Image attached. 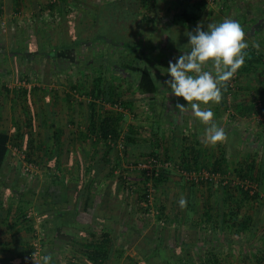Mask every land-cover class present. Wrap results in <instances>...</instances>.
Segmentation results:
<instances>
[{"label": "trees", "instance_id": "1", "mask_svg": "<svg viewBox=\"0 0 264 264\" xmlns=\"http://www.w3.org/2000/svg\"><path fill=\"white\" fill-rule=\"evenodd\" d=\"M23 1L11 0L16 12ZM224 1L226 3L224 12L236 10V0ZM157 3L158 0L50 1L46 5V10H42V14L48 12L49 20L40 18L43 16L40 15L30 23L31 30L35 28L34 34L38 36L36 48L30 49L29 46L23 56H21V52L17 53L19 54L17 58L20 61L25 59L23 61L24 68L19 71L22 76L33 74L40 76V68L44 59H55L60 53L64 54L70 50L79 56L76 60L78 69L83 68L84 72L87 71L85 72L87 75H89V70L94 72L91 86L87 91L88 96L93 99L87 104L85 129L77 127L74 132L76 138H71V141H77L79 145L89 142L91 148L89 152L84 151V159H78L79 157L76 159L80 177L78 182L74 181L69 185V172L63 171L62 157L68 158L70 154L64 145L66 132L56 124L54 119L47 121L50 118L46 115V111V114H43V124L47 126V123L50 122L48 124L50 129L45 131L46 143L38 141L35 137L32 129V116L26 118V131L17 128L16 133L11 135L6 130H0V220L12 223L11 225L17 226L18 230H24L31 234L30 238L39 241L44 254L52 256L51 264H59L58 253L55 251L57 242L55 240L60 239L58 229L74 230V235L70 234L65 244H71L79 249L84 264H109L124 256L126 251L132 248L135 249L136 254L134 256L126 255V264H223L218 256L219 251L212 248L213 240L206 234H203L201 238L197 237V234H192L188 240L175 241L173 240L175 231L170 228L171 220L169 218L163 224L153 225L148 217H144L149 210V192L152 187L158 188L167 182L169 173L166 170L161 169L159 174L153 177H149L145 171H141L137 182L141 193L134 203L129 201L126 194L128 193L126 192L128 189L126 176L117 175L120 164L118 159L112 161L111 155L116 151L118 143L121 142L124 154L131 155L136 160L152 156L160 157L158 150L160 138L155 137L156 133L152 132L154 139L151 143H141L138 137L139 133L132 125L122 134L119 122L125 117L123 113L102 111V106L96 102L104 100L111 105L117 104L125 93L120 81L128 83L130 78L132 82L129 84L135 85L142 100H144V95L146 99L148 97V99L154 100L159 84L146 64L147 59H145L146 52L151 49L153 44L147 42L149 45L133 48L136 44L134 39L146 35L152 28H148V31H144V29L141 32L137 31V36L132 31L140 17V10L146 11L144 21L147 27L154 23V17L151 14L158 11ZM88 11H91L92 14L88 15ZM213 13H215L214 10L210 13V17ZM2 14L3 8L0 0V17ZM58 17L60 21L55 25ZM178 18L184 20L185 23H197L201 16L189 13L185 8H182L175 13V19ZM247 23L248 21L245 20L240 24ZM154 31H152V35H154ZM103 43L116 46L114 49L117 52L107 49L103 53L104 49L101 46ZM121 48L123 50L119 51ZM245 51L247 53L245 63L237 72L238 75L250 74L258 63L264 62V50L248 46ZM140 59L145 61L144 65ZM31 60H34V66L26 64ZM19 63L21 64V62ZM57 70L58 66L54 64L52 72L56 73ZM108 72H111L112 75H107ZM114 72L116 77H114ZM132 74H136V77L132 78ZM116 79L120 81L117 82ZM3 88L9 91L7 87ZM35 88L44 92L42 87L33 86L21 88L14 93H21L25 99H28ZM72 89L76 91L75 86H72ZM231 90L232 87L228 82L222 89L220 105L226 104V98L231 95ZM65 96L67 101L72 98L70 94H65ZM261 97L260 103H251L247 108L250 114L255 112L264 116V92H261ZM132 102V100H122L120 104L129 108ZM258 136L260 137V135ZM101 143H103V149L97 150V146ZM12 147L16 148L20 155H23L22 163L25 161L35 167H38L42 161L46 164L50 180L44 183L38 191L28 186L24 178L22 179L20 164L11 166L10 171L6 172ZM182 150L188 151L180 159V167L186 171L200 170L199 167L208 170V167L211 166V172L222 174L227 172L226 163L229 157L225 150L220 151L217 156L211 155L209 159L204 149L196 150L187 146ZM85 172L88 173V177ZM234 172L243 182H254L260 178L256 175V164L251 154L234 169ZM260 174L262 176L264 171L260 170ZM104 182H106L105 185ZM200 182L204 181L200 180ZM206 182L214 184L212 179H206ZM149 183L151 186L148 185ZM214 186H217L216 190L223 192L217 201V215H214L211 212L213 208L208 206V209L203 212L200 222H196L195 225L190 224V228L202 230L204 227L201 223L204 222L208 224L207 227H210V230H213V235L220 237L221 233L235 226L234 232L241 235L250 234L263 244L259 251L262 253L261 259H264V236L255 234L256 224L252 223L250 216H245L240 221H237L236 217L241 209V202L248 198L254 199L257 194L244 186L237 187V189L233 188L231 184ZM250 192H253L252 195ZM54 193L56 204L48 201ZM79 209L100 219H110L114 221V225L103 224L99 231L93 226L79 225L76 220ZM29 212L34 213L29 216ZM156 216L158 220L165 217L163 205H160L159 214ZM35 218L41 220L38 230ZM181 219L184 217H180ZM147 229L151 231L150 234L146 232ZM76 236H78V240L75 239ZM83 238L87 240L84 241ZM22 240L19 244L12 246L15 251V256L12 258L16 260L26 256L30 257L33 252V245L30 246L28 242ZM173 241L174 243H171ZM209 244L211 247L206 250V260L202 261L197 249L204 248ZM9 249L11 250V247ZM67 260V264H77L72 258Z\"/></svg>", "mask_w": 264, "mask_h": 264}, {"label": "rangeland", "instance_id": "2", "mask_svg": "<svg viewBox=\"0 0 264 264\" xmlns=\"http://www.w3.org/2000/svg\"><path fill=\"white\" fill-rule=\"evenodd\" d=\"M97 1L104 2L110 0ZM211 1L212 0H189L187 2H182L181 0H159L157 3L158 11L155 12V14H151L154 17L155 27L163 26L162 29L171 27L170 30L166 32L168 39L167 44L176 49L183 48L184 50V46L189 47L187 45L188 37L186 33L193 31L198 23L202 24L206 30L209 24L219 23L225 19L235 20L239 24L246 20L248 21L247 24H240L245 32V41L248 46L264 50V0H236V10H231L229 12H224V6L226 4L224 0H215L213 4H209ZM182 8H185L189 13L200 15V20L197 23H185L182 19H175L174 14ZM25 10L24 8L21 9L22 15ZM213 10L215 13L210 17V13H212ZM87 14L91 15L92 12L88 11ZM145 14V10H140V17L136 22L134 31H132L134 34H136L137 31L141 32L145 28ZM1 19L0 128L6 130L11 135L16 133L17 128L26 131V118L32 116V129L35 137L38 141L46 143L44 129H42V131L40 129L41 125H43L40 122L43 120V114L46 111L47 114H45L50 118L47 121L54 119L56 124L63 126L66 132L64 145L65 149L69 151L70 154L68 157L69 159L62 157L63 171L67 170L69 172V185L74 181L78 182L80 177L76 159L78 157V159H84V151L89 152L91 148L89 147V142L79 145L77 141H71V138H76L74 132L77 127L85 129V124L87 122V104L93 99L91 96H88L87 91L91 86V79L94 72L89 70V75H87V73H85L87 71L84 72L83 68L78 69L79 67L77 66L76 60H78L79 56L70 50L64 52V54L60 53L55 59H44L40 68V76L34 74L22 76L19 74V71L24 68L23 66L25 64H23V61H25V59H21L22 61H20L17 58L19 55L17 53L21 52L20 54L23 56L26 50L29 49V46L30 49L36 48L38 36L33 32H29L32 27L28 24L30 22H25L26 20L18 22V19L11 18L8 15H3ZM42 19H46V21L49 20V15H46ZM59 21L58 17L54 24L57 25ZM153 38L152 31H149L148 34L134 39L136 44L133 48L135 49L136 46L142 47V45H146L147 42ZM161 44H163L162 46L165 48V36H163ZM101 46L104 49L103 53H105L107 49H112L111 51L117 52L114 49L116 46L110 43H103ZM128 49L130 50L131 48ZM120 50L123 49L121 48L119 51ZM165 52L167 51L165 50ZM127 53L130 54V52ZM19 62H21V64ZM104 62L106 63V61ZM144 62V60H141L142 65H144ZM26 64L34 66L35 62L31 60ZM54 64L58 66V72L56 73L52 72ZM146 64L150 69H160L159 67L163 68L164 63L159 67H155L149 62H146ZM167 66L168 65L164 67L165 71ZM204 70L214 72L211 65L205 67ZM113 74L114 77H116L115 72ZM107 75H112V73L108 72ZM131 76L135 78L136 74H132ZM155 78L157 80L164 79V73L161 75L156 74ZM116 80L119 82L121 78L120 80ZM129 82H132L131 78ZM129 82L120 81V85L125 89V93L117 104L111 105L104 100H98L99 103L98 101L97 103L102 106V111L109 110L115 113H123L125 117L119 122L122 134L132 125L139 133L138 137L140 138V142L144 143L145 141L148 143L150 140L154 139L153 133H156L155 137L160 138V147L158 149L160 159L170 160L172 163V166L166 170L169 173L167 182L164 185H160L158 188H151L149 192V210L144 217H148V220L153 225L156 223L163 224V222H166L167 218H169L171 220V224H169L170 228L175 231L173 235L175 236L173 238L175 241H181L183 239L188 240L192 234H197L199 238H201L203 234H206L207 237L213 240L211 243L212 248L219 251L218 256L223 264H264V259H261L262 253L259 251L263 244L250 236V234L245 233L241 235L234 232L236 229L235 226L221 233L220 237H216L215 234L213 235V230H210V227H207L208 224L204 222L201 223L202 227H204L202 230H193L190 228V224L195 225L196 222H200L203 212L208 209V206H211V208H213L211 212L217 215V201L223 192L216 190L217 186L214 185L231 184L235 189L244 186V188H250L257 194L256 198H248L241 202V209L236 217L237 221H240L245 216H250L252 223L256 224L255 234L264 236V174L262 176L260 174V170L264 171V116L258 115L255 112L250 114L247 110L251 103H260L259 100L262 99L261 92H264V62L258 63L250 74L244 73L238 75L237 73L235 78L229 80L232 90L231 95L226 98L225 105H220V103L201 105L202 110L211 108L214 113L213 122L225 130L226 139L215 145L205 143V125L203 126L204 130H191L190 127L199 126L202 125V123L191 113L193 111L190 107L182 111L177 110L176 112L170 109L167 111L168 114L163 115L167 109L163 108L162 101L156 98L152 105L157 114L151 120L150 111L152 109L150 108L149 110V108H146L147 104L144 105L145 102L136 90L135 85L129 84ZM161 84L164 83L160 81L159 85ZM33 86L42 87L44 92L43 90L40 91L35 88L28 96V99H25L21 93L15 94L16 91L21 90V88H30ZM72 86H75L76 91H73L74 89H72ZM3 87H7L9 91H6ZM162 87H165V85ZM65 94H70L72 98L67 101ZM122 100H132L133 102L132 105L127 108L120 104ZM179 100L182 101L183 98H179ZM181 104L186 106L187 102L183 100ZM52 111H54V114ZM161 117L162 119L160 120ZM151 121L153 126L150 130L148 127H151L149 124ZM175 123L181 125V128L172 130V126ZM183 126L188 128H183ZM172 135L173 137H171ZM258 135H260V137ZM193 137H196L198 141H202V145L198 146V149H202L203 147L206 154L209 156L208 159L211 155L213 157L217 156L222 150L228 152L227 155L229 158L226 163L227 172L225 174L211 172V166L208 167V170L199 167L202 171H209L211 174L214 173V177L207 178L208 180L212 179L214 181L212 185L206 182V178H199L204 181L203 183H201L200 180H187L181 172L184 169L180 167V159L183 154L188 152L182 149H184V145L186 144L188 147H191V145L188 144H190L189 142H191ZM97 148V150L103 149V143L98 145ZM14 149V147L11 148L6 172L10 171L9 168L11 166L20 164L22 179L24 178L28 186L38 191L44 183L50 180V174L47 172L48 168L46 164L42 161L39 163L38 167L33 166L32 170L26 171L23 167L25 161L22 163V157L19 153H14ZM123 149V144L119 142L116 151L111 155V159L112 161L118 159L120 165L117 175L122 174L123 177L126 176L125 179H127L128 186V189L126 188V192H128L126 193L127 198L131 203H134L141 193L140 187L137 185L141 171L135 168V165L140 161L144 162V160L149 157L136 160L131 157V155H125ZM249 154H251L255 160L256 175L260 178H257L254 182H243L235 174L234 169L243 162ZM25 164L29 165V163ZM208 165L210 164L208 163ZM86 176L88 177V173H86ZM105 184L106 182H104V185ZM253 192H250V194L252 195ZM181 197L186 202L183 208L178 204ZM48 201H52V203L56 204L55 193L50 196ZM160 205L164 206L166 218L163 217L161 220H158L156 218V211L158 210L159 212ZM33 213L34 212H32V214ZM182 216L184 219L180 220ZM5 224L7 226H2L4 233L0 238V264H31L30 257L28 256L21 259L19 258L18 260L12 258L15 255L12 246L19 244L22 239L23 242H28L30 246L33 245L34 240L30 238L31 234L26 233L24 230H18L17 226L14 224L13 226L11 225L12 223L7 222ZM146 232L150 234L151 231L147 229ZM176 236L179 237L177 238ZM1 239H3L4 242L1 241ZM171 243H174V241ZM6 244H8V246H6ZM10 247L11 250L9 249ZM209 247H211L210 244L206 245L204 248L201 247L197 249V251L200 252L202 261L206 260V250ZM68 248L62 253H60V251L58 252L57 260H59V264H67V259L71 258L73 261L77 262V264H84L80 257L79 249L75 248L73 245L70 246V250ZM61 254L63 257H58ZM110 264H126V261L125 258L121 257L115 259Z\"/></svg>", "mask_w": 264, "mask_h": 264}, {"label": "clouds", "instance_id": "3", "mask_svg": "<svg viewBox=\"0 0 264 264\" xmlns=\"http://www.w3.org/2000/svg\"><path fill=\"white\" fill-rule=\"evenodd\" d=\"M189 50L170 60L164 81L169 94L182 97L187 105L177 103L176 108L184 110L190 107L194 116L205 125V143L215 145L226 139L225 130L213 122L211 108L202 110L201 105L219 104L222 89L243 67L248 44L241 25L232 19L209 24L205 30L200 23L193 31L186 33ZM211 65L213 71L204 70ZM181 197L178 204L185 206ZM52 256L44 254L41 264H51Z\"/></svg>", "mask_w": 264, "mask_h": 264}, {"label": "crops", "instance_id": "4", "mask_svg": "<svg viewBox=\"0 0 264 264\" xmlns=\"http://www.w3.org/2000/svg\"><path fill=\"white\" fill-rule=\"evenodd\" d=\"M159 1V0H158ZM215 0H212L211 2H209V4H213V2H214ZM1 2H2V8H3V14H2V16L3 15H8V16H10L11 18H16V19H18V22L20 21V22H23L22 20H26L25 22H32L33 21V19H36L37 17H39L40 15H43L42 17H40V18H44L46 15H48L47 13L48 12H45V13H43L42 14V10L43 9H45L46 10V5H47V3L49 2V0H24L22 3H21V5L19 6V9H18V11L16 12L15 10H14V5H13V3L11 2V0H1ZM207 2V1H206ZM24 8V10H25V12H24V14L22 15V11H21V9H23ZM175 15V14H174ZM1 16V17H2ZM26 16V17H25ZM28 20V21H27ZM30 23H28V24H30ZM151 29L152 28V30H150V31H153V30H155L153 33H154V38L152 39V40H150L149 41V43H151V44H153V48L151 47V49L150 50H148L147 52H146V55H145V59H147V62H149V63H151L153 66H155V67H159V66H161V64L162 63H164L163 64V68L162 67H159L160 69H151V71H152V74H153V76H154V78L156 77V74L157 75H161V74H163L164 73V76H165V78L164 79H159V80H157L156 78V81L158 82V84H159V82L160 81H162L163 83H164V81H166L169 77H168V75H167V73H166V71H165V68L164 67H166V65H168L169 64V61L170 60H174L175 58H177L180 54H182V53H184V52H186V51H188L189 50V47H186V46H184L185 48H184V50H183V48H178V49H176V48H174V47H172L171 45L169 46L168 44H167V34H166V32L167 31H169L170 30V28L171 27H166L165 29H162L163 28V26H157V27H155V24L153 23L150 27L148 26H145V28H144V31H148L149 29ZM29 32H33L34 33V29H30L29 30ZM156 32V33H155ZM149 33V32H148ZM147 33V34H148ZM144 34H146V33H144ZM163 34H165V35H163ZM36 35V34H35ZM163 36H165V38H166V46H165V48L162 46L163 44H161L162 43V39H163ZM164 48V49H163ZM165 50L167 51V52H165ZM168 55V56H167ZM168 67V66H167ZM163 69V70H162ZM155 72V73H154ZM164 84H161V85H159V87H158V92H157V94L154 96V100H151V99H148V97H147V99L145 98L146 96L144 95V105L145 104H147V106H146V108H149V110H150V108L152 109L151 111H150V114H151V120L154 118V116L157 114V112H155V108H154V106L152 105V103L155 101V99L156 98H158L159 100H161L162 101V104H163V108H165V109H167L166 111H165V113L163 114V115H166V114H168V110H170V109H173V111H177V110H179V109H177L176 108V105H177V103H182V101H180L179 100V98H181L182 99V97H174V96H172V95H170L169 94V91L166 89V87H162ZM151 97V96H150ZM91 101V100H90ZM98 101V100H97ZM96 101V102H97ZM98 103H99V101H98ZM169 105V106H168ZM145 107V106H144ZM87 110H88V106H87ZM191 112V111H190ZM192 114H193V112H191ZM190 115V114H189ZM162 119V117L160 118V120ZM52 121V120H51ZM161 122V121H160ZM40 123H42L43 124V120L40 122ZM45 123H46V121H45ZM50 123V122H49ZM49 123H47V126H44V124L43 125H41V127H40V129H41V131H42V129H44V132L49 128L50 129V127L48 126V124ZM149 124L151 125V127H148L150 130L152 129V121L151 122H149ZM58 126H60V125H58ZM187 126V125H186ZM186 126H183V128H188V127H186ZM204 125L202 124V125H199V126H194V127H190L191 128V130L193 131V130H198V129H201V130H204V127H203ZM60 127H62L63 128V126H60ZM178 128H181V125H178V124H174L173 126H172V130L173 129H178ZM158 129H160V128H158ZM0 130H1V128H0ZM196 134V133H195ZM194 134V135H195ZM171 137H173V135L171 136ZM196 137H193V139L191 140V142H189L190 144H188V145H191V147H193L194 149H196V150H200L201 148H199L198 149V146H201L202 145V141H198V139L196 138ZM188 140V139H187ZM151 141L152 140H150L148 143L147 142H145V143H147V144H149V143H151ZM177 144H178V142H177ZM185 147H187V144L186 145H184ZM183 147V146H182ZM202 149H204L203 147H202ZM76 220H77V223L79 224V225H82V226H93V227H95L98 231H99V229H100V227L104 224H107V225H110V226H112V225H114V221H111L110 219H108V220H104V219H100V218H98V217H96V216H94L93 214H91V213H87V212H85V211H82V210H80L79 209V212L77 213V216H76ZM40 219L39 218H35V223H36V229L38 230L39 229V226H40ZM6 222H4V221H2V220H0V238L2 237V235H3V233H4V230H3V228H2V226L4 225V226H7L6 224H5ZM58 233H59V238L60 239H58V240H55V241H57L56 242V245H55V251H56V253H58L59 251H60V253H62L64 250H66L68 247V249L70 250V246H71V244L70 245H66L65 244V241L69 238V235L71 234V236H73L74 235V230H64V229H58ZM76 240H78V236H76V238H75ZM84 239V238H83ZM87 239H84V241H86ZM1 241H3L4 242V240L3 239H1ZM72 248V247H71ZM14 250V249H13ZM64 254V253H63ZM136 254V251H135V249L133 250V248L132 249H130V250H128V251H126V253L124 254V256H122L123 258H125V256L126 255H131V256H134ZM15 256V255H14ZM58 257H63L62 256V254L60 255V256H58ZM113 262V261H112ZM112 262H110V263H112ZM58 263H59V260H58ZM109 263V264H110Z\"/></svg>", "mask_w": 264, "mask_h": 264}, {"label": "built area", "instance_id": "5", "mask_svg": "<svg viewBox=\"0 0 264 264\" xmlns=\"http://www.w3.org/2000/svg\"><path fill=\"white\" fill-rule=\"evenodd\" d=\"M54 2L55 0H49V2ZM182 1H189V0H182ZM0 22H2V19L0 17ZM237 76V73L232 77L235 78ZM14 153H19V151L15 148L14 149ZM20 155V153H19ZM23 158V155H20ZM26 163V162H25ZM23 164V167L26 171L32 170L33 166L31 164L26 165ZM172 166V163L170 160H166V159H160V157H150L146 160L140 161L137 163V165H135V168H137L140 171H145L146 175H148L149 177H153L154 175L157 176L160 172L161 169L164 170H168L170 167ZM184 175V177L187 180H192V181H198L200 180L199 178H212L214 177V173L211 174L209 171H202V170H194V171H186V170H182L181 171ZM149 186H151V184H148ZM148 197H150V194L148 195ZM149 203H150V198H149ZM158 210L156 211V214H158ZM29 216L32 215V212H29L28 214ZM44 255L43 252V248L41 246V244L39 243V241H34L33 242V252L30 256V263L31 264H41V260H42V256Z\"/></svg>", "mask_w": 264, "mask_h": 264}]
</instances>
